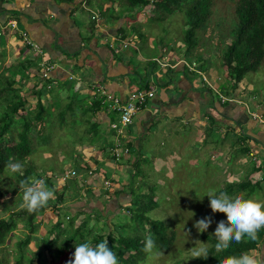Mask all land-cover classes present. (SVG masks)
Masks as SVG:
<instances>
[{
	"label": "crops",
	"instance_id": "1",
	"mask_svg": "<svg viewBox=\"0 0 264 264\" xmlns=\"http://www.w3.org/2000/svg\"><path fill=\"white\" fill-rule=\"evenodd\" d=\"M115 1L91 0L88 5H82L85 6L82 8L78 4V0H0V26H2L0 29V59L4 63H2L4 69L11 66L19 70L25 65V73L21 75L14 73L11 77L16 79L13 83L16 91L32 103L35 96L34 92L31 91V87L34 86L37 90L43 88L42 81L39 80L42 71H44L40 67L43 62L50 66L47 71L48 75L44 78H51L54 85L59 88L57 91L62 98L69 97V94L75 89L82 95L89 96L91 83H95L97 86H101L118 96H124L129 90L138 88L141 85V80L146 79L147 83L152 84L151 88L154 90V95L136 111L131 123L125 128L123 138L124 140L126 138L127 143L129 142L127 144L129 147L132 143L131 145H134L135 149L128 148V152H124V155L118 158L105 151L107 154H104V156L107 157L104 158L103 156L104 161L102 162V158L98 156L94 166L89 167L93 171L82 166L75 167L78 169L76 178L82 180L81 176H85V179L92 176L89 183L85 182V184L88 187L89 184H92L90 188L96 186L97 190V193H91L87 197L90 202L80 201L82 205H89V209L95 207L103 214L104 209L117 211L125 202H128L130 196L122 190V186L126 185L127 182L124 180V174L129 168H134V153L136 154L135 159L140 158L144 152L149 150L146 142L164 143V136H167L170 142L175 141L174 137L178 128L177 125L166 127L165 123L169 119L172 122L177 120L186 121V124L191 122V125L195 120L197 129L194 130L191 139L196 142L202 140L204 144L208 145V148H213L215 152L218 151L214 148L227 151L229 150L228 146L237 142L240 143L242 148L251 145L253 151H256L257 160L260 161L258 170L264 171V123L256 118L253 120L250 116L251 112H256L264 117V98L261 100L263 104L261 107L258 105V100H251L255 109H251L248 104V106L245 105L241 98L242 101L236 99L237 101L231 102H221L217 97L209 99L211 92L209 88L206 89L207 85L202 78L191 71L185 73L173 60L171 66H174L176 70L163 72L165 68L159 65L151 70L148 66L149 61L153 57H162L164 52L171 48L163 45V49L162 47L160 49L159 43H156L157 53H141L144 52L142 50L145 46H154L155 37L147 36L145 43H142L135 33L130 34V31L132 32L130 16L124 8L120 7L118 1L117 3ZM111 4H118L119 6H115L112 9L113 12L105 13L106 7L108 5L112 6ZM76 6L79 10L86 11L88 14L89 10H93L91 14L96 13L97 18L92 20L90 14L86 18L79 15ZM78 16L82 17L79 19ZM8 20H15L14 26L11 27L7 24ZM21 32H25L33 44L34 50L23 44ZM118 38L124 40L131 38V42L114 53L109 43L112 40L118 42ZM45 66L47 65L45 64ZM208 68L203 71L215 88H219L218 81H215L220 78L218 72L215 71L217 73L215 77L210 76L209 71L206 70H210L211 67ZM68 77H71L70 81L72 82L70 85H67L69 84L66 80ZM219 81L221 82V80ZM240 82H243L242 78ZM220 86L223 85L220 83ZM242 86V83L240 86L238 82L234 89H231L230 86V93L226 91L224 94L241 97L238 95V91L242 89ZM43 89L41 95L45 99L50 94L47 87ZM218 90L220 91V89ZM28 94L32 96L26 97ZM253 97L254 95L251 98ZM228 107H231V109L225 113L229 109ZM157 115L163 118L162 124L158 121L154 123L155 116L158 118ZM83 116L96 123L97 132L100 131L98 133L99 138L106 135H103L104 130L102 131L99 128V126H105L106 122L109 124L112 121L106 110L102 108L93 111L88 110ZM236 119H238V125L233 126L232 130L234 131L232 133H235L234 136L238 141L234 140L229 145L224 142L219 143V145L216 144L215 137L220 136L219 138H221L222 135L229 132L231 130L229 125ZM208 124L209 126L206 127ZM199 126H202V128L198 129ZM237 133H245L253 137H242L241 139L238 135L236 136ZM189 134L190 132L185 133L186 136H189ZM116 137L117 134L113 135L109 143H106L108 147L113 144ZM179 137H181V134ZM104 139L87 142V145L95 146L94 148L97 151L98 149L102 150L97 145L102 144L104 146ZM243 141H248L249 144H244ZM150 148L156 149V147ZM152 158L155 163L165 162L163 157L158 155L152 156ZM106 169H109L111 173H108ZM255 170H252L249 175L255 177L262 175H256ZM86 171H90V173L87 174ZM109 175L111 177L106 178ZM72 177L76 181L75 175ZM96 177L100 178L97 179ZM101 178L109 179L110 185L105 188L99 182ZM68 191H71V187ZM105 202L110 203L111 206H105ZM262 248L260 247L258 250L260 251Z\"/></svg>",
	"mask_w": 264,
	"mask_h": 264
},
{
	"label": "trees",
	"instance_id": "2",
	"mask_svg": "<svg viewBox=\"0 0 264 264\" xmlns=\"http://www.w3.org/2000/svg\"><path fill=\"white\" fill-rule=\"evenodd\" d=\"M91 0H78V4L83 8L86 4H89ZM120 7L124 8L130 18L134 19V13H137L144 6H149L152 10V16L150 19H163L166 14L172 13L175 10H180L183 13V29L182 39L185 46L182 51V56L186 60L185 62L194 61L197 59L195 67L198 70L203 71L205 69L202 63V56L200 52H195L194 47L198 43L197 33L205 29L207 20L210 14L213 12L212 3L214 0H117ZM231 10L235 19L234 26L230 30V35L227 33L228 41L224 42L221 50L220 59L221 64L225 66L226 73L229 76V85L231 89H234L237 82L242 78L247 71H254L264 57V0H231ZM85 6H82V5ZM122 10V9H121ZM93 10H89L91 14ZM145 13V12H144ZM90 19L93 20L92 17ZM206 22V23H205ZM132 32L136 34L138 40L145 36L138 28L137 24L131 25ZM223 40L224 34L219 35ZM161 47L163 45L169 47L167 43L162 42V39L158 40ZM27 47V45H25ZM30 49H32L29 46ZM165 48V47H164ZM168 64L163 66L165 70L163 72H171L176 70L174 66H171L172 59L168 58ZM3 61L0 59V69L2 70L0 76V174L6 169L5 165L9 160L19 161L23 164V176L15 174L11 181L12 190L14 191L15 198L20 201L22 205V191L19 185L24 180L44 179L50 188L55 191V199L50 200L47 207L51 208L57 215V220L53 224L52 228L46 230L38 241H35L34 249L30 250L31 255L27 258V248L31 234H34L37 227V216H41L44 209L29 214L22 206L12 205L8 207L7 200H3L5 212L0 214V264H29V259L34 258L36 264H42L48 257V264H68V261L72 258L75 251V245L83 242H90L95 245L101 240L106 239L108 241V247L116 252L119 260V264H138L143 261L148 253H145L143 249V241L145 235L151 233L156 243L157 251L168 250L175 239V231L169 227L163 220L159 218H151L147 212L157 205L154 196V185L152 183L140 182L134 188L131 185L130 179L128 184L122 186V190L130 196L128 205L123 204L118 210H109L110 214H102L99 209L95 207L91 209H84L86 204L78 200L74 205L63 202V191L71 185V191L77 192L78 186L74 185L75 180L72 176L76 175L78 171L75 167L89 168L91 165L87 162H82L77 165H72L74 174L69 175L61 179V175L65 173L64 170L59 172H37L36 165L33 163L29 154L36 149V146H44L50 142L51 129L53 128L52 119H56L54 126L58 127L66 122L65 112L68 111V129H72L76 141L80 144L84 143L85 137L90 143L92 140L97 141L100 135L97 133L96 123L88 118H80L76 120L75 114L77 112L84 114L88 110H94L104 107L101 97L91 98L90 96L82 95L77 92V89L73 90L69 94L68 101H64V98L56 95L47 96L41 100L40 95L43 88L47 87L46 83L43 88L37 90L34 86L31 87L32 93L35 95L34 106L32 112L28 114L25 111L27 107V101L25 96L18 93L13 86L16 79L11 77L14 73L21 75L25 73V65L19 70L9 67V74H3L6 71ZM180 69L187 72H193L201 77V73L194 70H189L188 66L180 61ZM4 64V63H3ZM159 65L153 57L149 61V68L157 67ZM179 68V67H178ZM23 69V71H22ZM28 72V71H27ZM38 77V75H37ZM39 80H51L50 77H39ZM139 88L151 87V83H147V80L140 81ZM7 85H6V84ZM5 84V85H4ZM209 86H206L208 89ZM210 89V88H209ZM44 90V89H43ZM220 91L226 93L224 86H220ZM49 93V92H48ZM50 94V93H49ZM219 100V97L217 98ZM233 100H225L224 102H231ZM225 112H229L231 107ZM55 109V111H54ZM56 114V115H54ZM262 115V114H261ZM251 116V114H250ZM230 117V116H229ZM251 118V117H249ZM251 119L255 120L254 117ZM257 119V118H256ZM229 126L230 129L233 126L238 125V119L233 120ZM82 123L83 128L79 134L73 129L74 123ZM262 123V122H261ZM238 131V130H237ZM85 134V135H84ZM88 134V136L86 135ZM235 134V133H234ZM97 135V138H96ZM239 137H253L248 134L237 133ZM122 140L123 145L130 149H135L134 145H127L126 138L123 136H117ZM107 146V144H105ZM112 146V145H110ZM247 146V145H246ZM246 146L244 149H246ZM138 147V146H136ZM248 147V146H247ZM137 150V149H136ZM124 153V152H122ZM110 154V152H109ZM112 155V154H110ZM136 158V154L134 153ZM133 159L134 170L133 175L140 173L141 169L137 165V159ZM149 164V163H148ZM260 164L253 165L250 169H259ZM59 178L62 180L60 187L53 186L51 178ZM71 176V177H70ZM264 179V175H258L251 180L249 176H245L244 179L238 181H225L216 190L217 193L223 191L229 195L234 193H240L241 196H248L253 192L254 187L260 185L261 180ZM143 180V179H142ZM146 184V191H142L141 185ZM135 189H137L135 192ZM139 190V191H138ZM1 194V192H0ZM63 203V204H62ZM118 211H124L126 217L121 218V221L111 222V217ZM82 213L83 216L77 219L76 215ZM117 215V214H116ZM122 214H120L121 216ZM66 216V222L62 224V217ZM92 218V220H90ZM125 219V220H124ZM39 221V219H38ZM20 222L24 227V232L16 237L13 243L9 246L10 251L6 248L7 237L9 233L16 228V223ZM103 225V226H102ZM51 233L50 237H48ZM206 242H208L209 257L204 259H198L201 263L212 262L213 264H223V261L229 256H239L244 252L257 251L258 248H264V230L258 233L257 241H245L239 244L232 243L231 246L220 253H217L214 249L216 243L213 235L202 233ZM115 246V247H114ZM11 252V253H9ZM10 256L11 261H9Z\"/></svg>",
	"mask_w": 264,
	"mask_h": 264
},
{
	"label": "rangeland",
	"instance_id": "3",
	"mask_svg": "<svg viewBox=\"0 0 264 264\" xmlns=\"http://www.w3.org/2000/svg\"><path fill=\"white\" fill-rule=\"evenodd\" d=\"M115 2L117 3V0ZM231 4V0L213 1L211 6L213 12L210 14L209 19L206 21L207 25L205 29L197 33L198 43L194 47L195 52H200L202 56V63L204 64L205 69L211 67L210 70H206L209 71L208 73L210 74V76L215 77V74H217L215 73V71L218 72V76H220V78L215 80L218 81L219 84V88H217L220 89L221 83L228 93H230V85L228 84L230 79L226 73L227 71H225L224 65H222L220 62V54L224 42L228 41V37L226 35L227 33L230 35V30L235 23V19L231 10ZM111 5L112 6L108 5V7H106L107 9L105 10V13H110V11L113 12L112 9H114L115 6H119L118 4ZM76 7L79 15H82L85 18L89 17L88 12L81 11L78 9V6ZM150 9L151 8L146 5L142 7V9L137 13H134V19L130 18L131 24H137L139 30L144 34L146 33L145 36L141 38V40L139 39V41L145 43L147 36L155 37L154 46H145L142 50L144 52L141 53H157L158 47L156 43H158V40L162 39V42L167 43V45L171 48L164 52L163 57H165L167 60L168 58H173V62L175 61L177 65L181 64V60L185 62L186 60L182 56V51L185 46V43L182 39V11L175 10L172 13L166 14L163 19L157 20L149 18V16L153 15L152 10ZM118 10L120 9L118 8ZM82 16H78V18L80 19ZM132 33L133 32L130 31V34ZM220 33L224 34L222 41L219 37ZM194 60L198 64L197 59ZM153 69H155V66L151 68V70ZM1 72L2 70L0 69V76ZM8 72L9 70L6 69L3 74H6L7 76L9 74ZM70 79L71 77H68V79H66L69 82V84L67 85H70V83L72 82L70 81ZM242 79L243 82L239 81V84L241 86L242 83L243 86L242 89L238 91V95L241 97L238 98H241L245 102V105L248 104L251 109H255L251 103V100L253 99L258 100L259 107L263 106L261 100L262 98H264V57L261 60L260 65L254 71H247L246 73H244ZM219 80H221V82ZM203 82L205 83V81ZM46 83H48L47 91L50 93V96L56 98V95H59V92L57 91L59 88L56 87L50 80H43L42 85H45ZM211 87L212 89L214 88V86L212 85ZM212 89H210L211 93L209 95V99H211V97H213V99H215V97L218 98L217 92ZM89 92H93L94 97H101L96 89H89ZM252 95H254L253 98H251ZM31 96L32 95L28 94L26 97L29 98ZM40 98L41 100L44 99V97L42 98V95H40ZM68 100L69 98H64V101ZM26 101L27 107L25 108V111L30 114L34 106V101L33 103L29 99H26ZM102 109L106 110L104 107H102ZM1 110L2 109L0 106V112ZM107 112L110 119L112 118L111 120H117V114L114 111L110 110ZM68 114L69 112L66 111V122L58 127L54 126L57 122L56 119H52L53 128L51 129L50 142L43 147L36 146V149L29 154V157H31L33 163L36 165L37 172L39 171L44 173H57L62 170L66 172L70 168H72V165L78 166L81 161L87 162L91 166H94V163H96V161L98 160V156L102 158V162L104 161L103 156L104 154H107L105 151H108L109 149V147L105 146L104 144H108L113 135H116V130L110 129L107 122L105 126H99L102 131L104 130L103 135H106L101 137L103 139L105 138L103 140L104 146H102V144L97 145L102 150L98 149L97 151V149L94 148L95 146L87 145L86 137L85 139H83L85 143L80 144L76 141L75 135L74 133H72V129L67 130V120L69 118ZM157 116L158 118H156V116L154 118V123L157 121L158 123H161L163 118L159 117V115ZM82 117H84L83 114L79 112L75 114L76 120ZM262 118L264 119L263 116ZM196 123L197 122L195 120L193 121L192 125L191 122L186 124V121L177 120L176 122H172L170 119L167 120L165 123L166 127H173L177 125L176 127L178 128V130L176 131V136L174 137L175 141L170 142V140H168V137L164 136V143L156 141L146 142L149 150L144 152L143 156H141L139 158V161L137 162V165L141 169L140 173L133 175L132 172L134 168L131 167L124 174V180L127 181L125 184H128L130 179V182L132 184L131 186L134 188L138 183L143 181H146L145 183H152L154 185L153 198L156 200L157 205L149 210L147 214L151 218H159L163 220L164 223L173 228L175 231L174 242L168 250H153L151 254H148L146 258L138 264H213L212 262L201 263L198 259H192L191 251L189 250L195 246L194 241L196 240L203 242V244H199L198 246H208V242H206V240L201 237V233H199L194 227V224L197 220L203 219L205 217H211L212 223L208 230L204 233L213 235L217 224L221 220L226 221L227 219L226 215L223 213H212L209 206V198L206 196V193L209 190L216 191L225 181H238L240 179H244L245 176H249L251 180H254L255 178V176L249 175L252 172V169L250 168L253 165L259 164L260 161L257 160L256 151H253L251 145H249L247 149H244V146L242 148V146H240V143L237 142L233 143L231 146H228L229 150L227 151L214 148L218 151L215 152L213 151V148H208V145L204 144L202 140L196 142L194 139H191V135L194 133V130L197 129ZM208 126L209 124L206 125V127ZM72 127L77 132L75 134H79L82 131L83 122H76ZM201 128L202 126L198 127V129ZM233 131L234 130L232 129L229 130V132H226L221 136V138H219L220 136H214L216 138L215 143L219 145V143L224 142L225 144L229 145L234 140L238 141V139L235 138L234 133H232ZM186 132H190L189 136L185 135ZM97 133H100V131L98 130ZM180 134L181 137H179ZM86 135L88 136V134ZM119 135L121 136V134ZM101 138L97 139V141H99ZM242 143L249 144L248 141H243ZM150 147H156V149ZM123 155L124 153H122L120 156ZM157 155L163 157L165 162L162 161L160 162V164L159 162L155 163L152 156ZM105 157L107 156H104V158ZM89 170L93 171L92 168H89ZM90 171H86L87 174L90 173ZM106 171L108 173H111L109 169H106ZM263 172L264 171H259L258 169L255 170L256 175H264ZM77 176L78 174H76L74 177L76 179L74 184L76 186H80L81 184L82 185L77 190V193L74 194L72 191H68L69 187L66 186V189L62 194L64 203L67 202L68 204L74 205L78 200H81L82 202H84V200L86 202H90L87 197L91 193H97L96 186L91 189L90 187L92 186V184H89V187L87 185L92 176L87 177L86 179L84 178L85 176H81L82 180H80L79 178L77 179ZM107 177L109 178L111 176L109 175L106 176V178ZM11 179L12 178L8 177L6 169L0 174V214H3L5 212L4 206L1 202L3 200H7L8 207H11L12 205H17L19 207L21 206L20 201L15 198L14 191L12 190L10 181ZM103 179L104 178H101L99 182L102 183L104 187L110 185L109 181L108 183H105V180ZM50 180L52 181L53 186L56 188L60 187L62 184V180L59 178V176L53 179L51 178ZM85 182L87 184H85ZM145 183L140 186L143 192L146 191L147 187ZM136 190L137 189H135V192H137ZM242 191L243 190H241L239 194L234 193L230 196H241ZM243 197L245 199H255L261 203H264V179L260 182L259 186L254 187L252 193H250L248 196ZM107 205L111 206L110 203L105 202V206ZM125 205H128V203H126ZM89 207V205H86L83 208L88 209ZM123 212L124 211H118L117 213H115V216L111 217V222L121 221V218L126 217V214ZM103 214H110L111 216L113 215V213H109V210L107 211L105 209L103 210ZM120 214L122 215L120 216ZM82 216V213L77 214L75 223ZM56 220V213L49 207H46L44 209V212L41 214V216H37L38 227L35 233L31 234V239L26 245L27 258L31 255L30 250L34 249L35 241H38L39 237L42 236L46 230L48 231L50 228H52ZM65 220L66 216H63L61 220L63 225L66 222ZM90 220H92V218ZM20 226V222H17L16 228H14L7 237L6 248L9 251V246L11 245V243L14 242L18 235L20 236L24 232V227L22 228ZM50 234L51 233H49L48 237L51 236ZM257 251H253V253ZM8 258L9 261H11L10 256H8ZM28 263L36 264V260L34 258L29 259ZM42 264H48V257Z\"/></svg>",
	"mask_w": 264,
	"mask_h": 264
},
{
	"label": "clouds",
	"instance_id": "4",
	"mask_svg": "<svg viewBox=\"0 0 264 264\" xmlns=\"http://www.w3.org/2000/svg\"><path fill=\"white\" fill-rule=\"evenodd\" d=\"M7 24H9L8 21ZM1 28L2 26H0V29ZM130 39L127 38L125 40L130 43ZM120 40L124 39L118 38V42H115L114 40H112V42L118 44ZM129 43H127V45ZM23 44L27 45L28 47L30 46L29 44L24 42ZM32 50L34 49L32 48ZM171 59L173 60V58ZM45 64L47 65L46 62H43V64L40 65L41 69H44ZM159 66L161 65L159 64ZM189 70L200 72L201 78L202 74L206 75L205 72L198 70L197 67L195 69ZM202 80L205 81L203 78ZM205 83L207 86H209L210 89H212L211 85L214 86L211 82V85L206 81ZM212 90H215V92H217L219 100L221 102H224L225 100L237 101L236 99L242 101L237 96L227 95L220 92L217 88H215V86ZM220 95L225 96L226 99L221 100ZM89 96L90 98H88L87 100L88 103H90L91 98L94 97L93 92H91ZM5 168L9 178H12L17 173L23 176V164L19 161H13L10 159L9 162L5 165ZM107 186H105V188ZM19 188L22 191L21 206L29 214L36 213L41 209L46 208L49 204V201L55 199L54 189L50 188L44 179L24 180L19 185ZM206 196L209 198V206L211 208L212 213H223L227 217L226 221L221 220L217 224L213 233V236L216 241L214 249L217 253L227 250L233 242L239 244L241 242H245L246 240H258V233L261 230H264V203H261L255 199H245L243 196L240 195H236L233 197L230 196L227 192L223 191L217 193L215 190H209L206 193ZM211 223L212 218L205 217L203 219L197 220L194 224V227L199 233L202 234L208 230ZM194 244L195 246L189 249L191 251L192 259L206 260L210 254L209 249L207 247L198 246L199 244H203V242L199 240L194 241ZM155 248L156 243L153 238V235L151 233L145 235L142 250L145 253L151 254ZM68 264H119V260L116 252H114L108 247V241L106 238L101 240L99 243H96L95 245L91 244L90 242L76 244L75 251L72 255V258L68 261ZM223 264H264V248L255 253L244 252L241 253L239 256H229L223 261Z\"/></svg>",
	"mask_w": 264,
	"mask_h": 264
},
{
	"label": "built area",
	"instance_id": "5",
	"mask_svg": "<svg viewBox=\"0 0 264 264\" xmlns=\"http://www.w3.org/2000/svg\"><path fill=\"white\" fill-rule=\"evenodd\" d=\"M90 16L93 19L97 18L96 13L94 14L92 13ZM8 23L10 24V26H14L15 20H8ZM21 38L24 43L29 44L33 48V44L26 36L25 32H21ZM127 43H129L127 40H120L118 44H115L113 42L109 43V46L112 47L114 52H117L122 47H125ZM155 60L161 66H165L166 64H168L167 59L163 56L161 58H155ZM183 63H185L188 66V69L196 68L195 67L196 62L194 61H190L189 63L183 61ZM49 67L50 66L48 64L47 66H44V71H42V76L47 75V71ZM202 78L210 84L208 78L205 75L202 74ZM90 87L91 89H96L99 92V95L101 96V101L106 106V111L111 110L117 114V120L110 121L109 126L111 129L116 130V134L119 137H120L119 134H121V136L125 135V130H126L125 128L128 127V125L131 123L132 118L136 113V111H138L142 106H144L146 102L154 95V90L150 87L135 88L129 90L128 92H126L124 96L115 95L112 92L105 90L103 87L97 86L95 83H91ZM220 99L224 100L226 98L225 96L220 95ZM250 114L252 117L257 118L258 121L264 123V119L262 118V115L260 113L251 112ZM126 151L127 148L123 145L122 140L118 139V137L114 139L112 146H109L108 149V152H110V154H112V156L115 158L116 157L118 158L122 154V152H126ZM72 174H74V170L69 169L68 171H66L61 175V179ZM105 183L108 182L105 180Z\"/></svg>",
	"mask_w": 264,
	"mask_h": 264
}]
</instances>
